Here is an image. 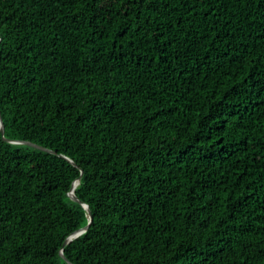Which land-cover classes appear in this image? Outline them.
<instances>
[{
    "label": "trees",
    "instance_id": "16d2710c",
    "mask_svg": "<svg viewBox=\"0 0 264 264\" xmlns=\"http://www.w3.org/2000/svg\"><path fill=\"white\" fill-rule=\"evenodd\" d=\"M129 2L0 0V264H264V0Z\"/></svg>",
    "mask_w": 264,
    "mask_h": 264
},
{
    "label": "water",
    "instance_id": "95a60500",
    "mask_svg": "<svg viewBox=\"0 0 264 264\" xmlns=\"http://www.w3.org/2000/svg\"><path fill=\"white\" fill-rule=\"evenodd\" d=\"M0 132L3 134V125H2V119H1V116H0ZM12 143H22V142H12ZM25 144H28V145H31L35 148H38V149H43L42 147L38 146V145H35V144H32V143H28V142H23ZM79 183V180H76L73 182L72 184V187L70 189V193H69V196L72 198V200L78 202L81 204V206L87 211V214H88V218H89V221H91L92 217H91V213H90V210L88 208V206L84 203H81L75 196H74V188L76 187V185H78ZM87 229V226L84 227L83 229H80L78 230L77 232L73 233L72 235H70L66 241L64 242V245L67 244L69 241H71L73 238L77 237L78 235H80L81 233H83L85 230ZM59 254L62 258H64L63 256V251L62 249L59 251ZM65 259V258H64ZM68 264H71L70 262H68Z\"/></svg>",
    "mask_w": 264,
    "mask_h": 264
},
{
    "label": "snow or ice",
    "instance_id": "6c2138e0",
    "mask_svg": "<svg viewBox=\"0 0 264 264\" xmlns=\"http://www.w3.org/2000/svg\"><path fill=\"white\" fill-rule=\"evenodd\" d=\"M95 2V0H93V3ZM107 2L110 4L111 0H107ZM146 0H130L129 3L125 4V9L131 8V7H135V8H141L145 5ZM197 239H201L200 237H198ZM204 242L205 245L207 247H211L212 246V240L213 237H204Z\"/></svg>",
    "mask_w": 264,
    "mask_h": 264
},
{
    "label": "bare ground",
    "instance_id": "6f19581e",
    "mask_svg": "<svg viewBox=\"0 0 264 264\" xmlns=\"http://www.w3.org/2000/svg\"><path fill=\"white\" fill-rule=\"evenodd\" d=\"M64 249V248H63ZM45 256V255H44Z\"/></svg>",
    "mask_w": 264,
    "mask_h": 264
}]
</instances>
